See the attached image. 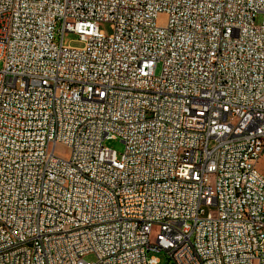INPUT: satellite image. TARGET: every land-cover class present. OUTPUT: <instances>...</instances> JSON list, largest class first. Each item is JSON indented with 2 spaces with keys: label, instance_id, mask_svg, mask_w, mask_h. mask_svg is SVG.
I'll list each match as a JSON object with an SVG mask.
<instances>
[{
  "label": "built area",
  "instance_id": "1",
  "mask_svg": "<svg viewBox=\"0 0 264 264\" xmlns=\"http://www.w3.org/2000/svg\"><path fill=\"white\" fill-rule=\"evenodd\" d=\"M0 64V264H264V0H0Z\"/></svg>",
  "mask_w": 264,
  "mask_h": 264
},
{
  "label": "rangeland",
  "instance_id": "2",
  "mask_svg": "<svg viewBox=\"0 0 264 264\" xmlns=\"http://www.w3.org/2000/svg\"><path fill=\"white\" fill-rule=\"evenodd\" d=\"M263 20V15L262 14H258L257 17H256V23L257 24H260ZM101 29L104 31L105 34L107 35H110L112 33V28L110 26V24L108 23H103L101 25ZM65 44H68L70 43L72 46L74 47H80L82 46V43L78 42V35L76 34H73V33H69L65 36ZM2 65L0 64V67ZM160 70H161V66L158 65L157 68H156V71L157 73L159 74L160 73ZM105 146L113 149V150H116V152L118 154H121L123 153L124 151V144L123 142H121L120 139H109V140H106L105 143H104ZM55 154L62 158V159H68L70 157V154H71V150L70 148H68L67 146L65 145H58L56 148H55ZM258 169L264 173V160H261L259 161L258 165H257ZM152 254H155L159 259H160V264H167L168 263V259H167V256L165 254V252H157V253H150V255ZM86 259L88 260H93V256L92 255H88L86 256Z\"/></svg>",
  "mask_w": 264,
  "mask_h": 264
}]
</instances>
